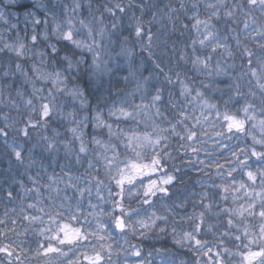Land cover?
<instances>
[{
  "label": "clouds",
  "instance_id": "obj_1",
  "mask_svg": "<svg viewBox=\"0 0 264 264\" xmlns=\"http://www.w3.org/2000/svg\"><path fill=\"white\" fill-rule=\"evenodd\" d=\"M0 264H264V0H0Z\"/></svg>",
  "mask_w": 264,
  "mask_h": 264
}]
</instances>
